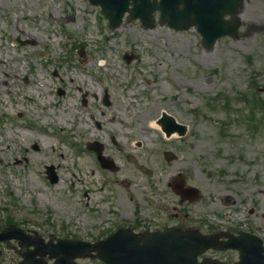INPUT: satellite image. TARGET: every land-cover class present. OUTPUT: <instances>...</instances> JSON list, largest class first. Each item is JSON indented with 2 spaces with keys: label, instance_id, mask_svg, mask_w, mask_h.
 <instances>
[{
  "label": "rangeland",
  "instance_id": "1",
  "mask_svg": "<svg viewBox=\"0 0 264 264\" xmlns=\"http://www.w3.org/2000/svg\"><path fill=\"white\" fill-rule=\"evenodd\" d=\"M242 19L238 39L206 51L195 29L125 20L112 31L88 0H0V226L86 240L157 219L181 177L201 191L198 219L264 239V0H248ZM162 112L184 138L150 128ZM94 140L118 172L100 168ZM21 253L5 246L0 264Z\"/></svg>",
  "mask_w": 264,
  "mask_h": 264
},
{
  "label": "water",
  "instance_id": "2",
  "mask_svg": "<svg viewBox=\"0 0 264 264\" xmlns=\"http://www.w3.org/2000/svg\"><path fill=\"white\" fill-rule=\"evenodd\" d=\"M94 4H106L108 12H105L113 28H117L122 23V19L129 8V0H92ZM183 4L184 9L179 10V5ZM131 18H140L147 27H154L153 12L160 10L161 22L168 23L170 27L177 30H188L193 26L198 27V31L203 37V44L211 50L216 41L225 35L236 32L239 23L224 20L225 14L211 12L212 3L210 0H134ZM171 132L168 131V134ZM183 195L185 193H182ZM15 238H22L21 235H13ZM11 232L0 236V240L13 238ZM130 236V235H129ZM144 237V238H143ZM140 241L133 236L124 238L122 232L117 233L109 241L113 243L111 249L100 252L98 258L106 264H199L197 257L210 248L228 249L239 247L242 249L241 264H264V248L261 242L255 246L252 244L238 246L235 243L220 244L215 238L190 237L181 235L180 238H165V245L162 252L158 244H153L149 236H143ZM175 239V240H174ZM123 241L122 243H120ZM108 242V241H107ZM62 249H55L51 253V259L56 258L55 264H73L72 261L82 256L87 248L84 243L64 242ZM84 247V249H83ZM100 246L93 247L98 250ZM77 249L80 251L77 253ZM48 252V251H47ZM50 252V250H49ZM39 254L34 252L27 259L26 264H47L43 260H35ZM45 256V254L43 255ZM200 264H220L217 262H203Z\"/></svg>",
  "mask_w": 264,
  "mask_h": 264
},
{
  "label": "flooded vegetation",
  "instance_id": "3",
  "mask_svg": "<svg viewBox=\"0 0 264 264\" xmlns=\"http://www.w3.org/2000/svg\"><path fill=\"white\" fill-rule=\"evenodd\" d=\"M247 2V0H245ZM245 6L242 9V13H244ZM182 206L185 207L187 203L181 202ZM178 214L172 217V220L166 219L164 221H159L157 224L152 223L150 225V230L153 232H159L166 230L168 228H174L180 231H202L207 234H220L222 238L227 235L239 236L242 232L246 231L243 225L233 226L231 228H226L225 230H217L208 222L197 221L195 218H191L187 213L183 214L180 209H175ZM166 210L163 208L161 210L164 213ZM110 234L102 236V239H105ZM210 255H214L215 257H224L223 259L227 264H237L240 259V253L238 251H229L225 253H211Z\"/></svg>",
  "mask_w": 264,
  "mask_h": 264
},
{
  "label": "bare ground",
  "instance_id": "4",
  "mask_svg": "<svg viewBox=\"0 0 264 264\" xmlns=\"http://www.w3.org/2000/svg\"><path fill=\"white\" fill-rule=\"evenodd\" d=\"M2 63H3V61H0V66L2 65ZM67 116H69V114ZM70 116H71V113H70ZM59 122H66L65 118L64 119L63 118L59 119ZM150 128L160 129L159 126L157 124H155V123H151L150 124ZM175 138H176V136H173V137L169 138L168 140H173ZM161 169H162V167H161ZM162 171L165 172L164 169H162Z\"/></svg>",
  "mask_w": 264,
  "mask_h": 264
}]
</instances>
